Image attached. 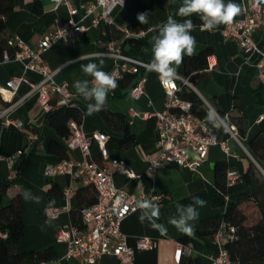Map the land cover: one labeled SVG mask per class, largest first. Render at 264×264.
<instances>
[{
  "label": "crops",
  "instance_id": "crops-1",
  "mask_svg": "<svg viewBox=\"0 0 264 264\" xmlns=\"http://www.w3.org/2000/svg\"><path fill=\"white\" fill-rule=\"evenodd\" d=\"M66 1L77 9L72 19L82 25L85 31L79 41L58 42L42 54L41 58L54 72L55 82L65 83L71 98L75 100L84 97L76 92L74 82L87 80L89 87L93 86L94 78L86 75L81 70V65L95 63L100 70L108 72L114 64V59L105 55L108 42L103 40L104 23L92 25V20L99 16L100 10L96 9L89 16H85L81 8L93 3L94 0ZM182 2L183 0H125L123 7L112 11L113 27L116 30L119 28L141 30L144 36L138 39L139 50L134 49L124 37L112 41L114 48L123 56L149 64L153 58L152 38L158 34L159 27L167 21V17L171 15L177 22L191 19L196 25L191 33L196 39L193 56L208 50V69L203 77L195 78L191 82L192 87H186L182 92L192 91L220 116L224 114L231 118H240L242 116L240 110H244L246 129L242 141L249 142L257 133V125L264 119V78L256 66L257 56L244 54L236 43L224 39L221 34L224 24L210 31H201L202 21L199 15L178 16L177 12ZM228 2L229 0H225V3ZM231 2L240 5L242 10L257 4V0ZM35 3L41 7L39 13H34L29 7ZM259 4L264 5V0H260ZM145 12L148 14V23L140 24L136 17L139 13ZM241 18L242 11L234 20ZM69 19L67 8L63 5L55 8V3L50 0H13L12 10L2 19L4 27L0 31V85L3 86L13 78H24V81L19 84L10 99L9 104L15 107L8 115L14 124L22 123L23 127L18 129L11 124L0 130V184L11 181L14 177L5 159L17 152H23L17 177L0 199V207H7L15 197L22 204L21 220L24 229L18 245L19 252H39L51 248L55 254L53 262L57 264H86L78 258H65L66 245L56 243L55 236L58 228L82 225L78 211L95 201V192L92 188H83L78 182L64 175L44 177L45 169L56 165L61 159L79 162L83 157L79 149L69 150L66 141L46 122V111L39 106L37 96L28 84L38 83L41 77L31 71L24 72L18 62L1 61V50L6 40L18 37L28 46L34 47L42 34L54 31L58 25ZM251 40L258 48L264 49V27L256 29L251 35ZM177 72L178 75L184 76L183 64L177 67ZM145 76L144 91L139 97L131 96L132 85L125 83L118 84V87L109 91L107 96L106 110L124 118L129 134L133 137L130 146L120 144V140L125 137L120 128L121 123L113 118L108 122L99 112L91 116L84 115L79 129L86 136L95 131L106 134L105 149L108 159L101 158L95 141L90 146V159L111 175L113 185L117 189L135 198L161 196L160 202H153L160 208L157 223L165 226L167 234L161 235L152 229L147 220L141 222L140 210L130 214L121 223L120 230L129 247L134 248L140 238H149L154 243L151 250L135 253L134 264H211L210 259L219 252L222 241L216 239L212 232L218 218L225 211V207L215 208L210 203L209 194L214 186V164L225 162L227 170H232L238 175L235 184L226 188L227 203L255 191L258 201L261 202L264 197L258 194L257 190L264 182V171L252 159L243 143L229 136L225 140L227 153L218 146L212 147L206 160L198 163L193 170L168 164L157 170L153 176H149L147 174L149 164L159 153L156 147L158 140L156 119L153 114L165 109L166 98L158 75L155 72H146ZM54 101L56 97L51 100ZM6 105L7 103L0 101V107ZM145 114L152 116L143 117ZM70 126L73 129L74 124L71 123ZM51 143L55 144L54 150L50 149ZM112 160H124L130 167L133 178H127L115 171L110 164ZM250 163L257 168L255 177L260 181L253 186L243 180ZM66 190H69L67 196ZM26 191L30 192L32 197H39L40 202L37 203L34 199L26 200L23 195ZM193 197L202 198L206 204L202 208L198 207L199 217L193 222L194 233L188 236L178 231L169 221L178 216L176 205L192 204ZM67 205L68 209L65 210ZM47 209L59 210V216L56 219L48 218ZM240 210L246 218V226L255 224L259 219L258 211L251 203H242ZM183 239L187 244L183 243ZM178 243L187 246L188 249L181 256L179 263H176L174 252ZM97 264L120 263L115 257L104 256Z\"/></svg>",
  "mask_w": 264,
  "mask_h": 264
},
{
  "label": "built area",
  "instance_id": "built-area-1",
  "mask_svg": "<svg viewBox=\"0 0 264 264\" xmlns=\"http://www.w3.org/2000/svg\"><path fill=\"white\" fill-rule=\"evenodd\" d=\"M55 3V8L63 5L67 8L70 19L58 25L54 31L44 33L40 36L34 47L28 46L18 37L7 40V47L13 52L5 50L2 53L1 61L18 62L22 65L24 72L31 71L38 74L41 79L38 83H28L31 91L37 96V103L46 111L51 110L50 102L56 97V106H68L72 103L67 85L57 84L54 80V72L42 60L41 56L58 42L74 43L81 39L85 28L74 22L72 17L76 15L77 9L72 7L66 0H50ZM125 0H123V5ZM252 4L243 8L242 18L233 20L229 25H225L222 36L230 39L239 47L244 54H254L257 56L256 66L260 75L264 78V49L251 40L252 33L264 27V5ZM122 7L119 0H94L93 3L81 7L85 16H89L96 9L100 10L99 16L92 20V25L101 23L112 24V11ZM118 31L124 38L140 39L141 30L119 28ZM144 33V32H143ZM105 55L114 59L112 68L107 72L113 75L116 81L122 79L126 73L138 75V80L130 91L134 98L139 97L144 91L146 82V72L148 63L138 59L126 57L114 48L112 41L106 43ZM157 74V73H156ZM158 75V74H157ZM159 77V76H158ZM173 84L165 85L161 82L166 102L162 112L153 114L156 119L158 140L156 147L159 150L158 156L152 160L148 167L147 174H153L168 164H175L180 168L194 169L195 166L206 160L209 150L212 147H220L225 153L228 152L225 140H219L208 135L207 124L191 113V103L181 99L180 93L186 87H192L190 75L180 76ZM24 78H13L8 80L3 86L0 85V101L7 103L0 107V130L14 124L8 115L15 105H11L10 99L17 90ZM94 84V80L92 82ZM207 109L210 107L206 106ZM151 114L143 117L149 118ZM226 119L227 116H221ZM16 128L21 129L22 123H15ZM225 129V128H224ZM229 136L236 141V130L231 127L225 129ZM96 142L102 159H108L105 149L107 141L106 134L95 131L90 136H86L79 126L74 125L72 135L66 142L69 150L79 149L83 157L82 161L74 162L64 159L54 166H48L44 171L45 178H53L56 175H64L72 181L78 182L82 187L92 186L95 190L96 203L81 212V228L75 226L61 227L57 229L55 241L58 244L66 245L65 258H78L86 264H97L104 256L115 257L120 264H134L136 252L148 251L154 247V243L149 238H140L136 241L135 247L127 245L126 239L120 230L122 221L130 214L138 211L136 207L142 200L161 201V196L151 198H135L113 185L111 175L90 159V146ZM22 152H17L5 159L9 169L13 173V167L20 159ZM112 168L127 178H133V173L124 160H112ZM238 180V175L232 170L226 171V186L233 185ZM69 190L65 191L67 196ZM156 198L153 200V198ZM68 209V205L64 208ZM59 210L47 209L46 215L50 219L59 216ZM222 227H224L222 225ZM228 238H232L234 229L228 227ZM5 234L0 232V238L4 239ZM220 241L219 252L211 257V264H230L228 254L223 248L225 236L222 231L215 234ZM222 242V244H221ZM187 246L181 243L176 245L174 261L179 263L181 256L187 251ZM57 264V262H53Z\"/></svg>",
  "mask_w": 264,
  "mask_h": 264
},
{
  "label": "trees",
  "instance_id": "trees-1",
  "mask_svg": "<svg viewBox=\"0 0 264 264\" xmlns=\"http://www.w3.org/2000/svg\"><path fill=\"white\" fill-rule=\"evenodd\" d=\"M29 7L34 13H39L41 11V7L37 3L31 4ZM12 8L13 0H0V31L4 27L2 20L3 17H5V15H7ZM102 30L104 32L103 40L106 42L114 41L123 37V35L116 30L112 24H102ZM6 43L7 40L1 50V54L5 50L10 53L13 52L7 47ZM128 43L134 49L139 50V40L129 38ZM208 55L209 51L207 50L200 53L198 56L184 57V76L193 74L190 77V83L193 82L195 78L203 77L205 75V72L208 69ZM137 80L138 75L126 73L122 79L117 81V84H131L132 89ZM180 97L181 99L190 102L191 113L207 124L209 136L215 137L219 140H226L229 137L224 128H213L212 125L207 122V107L195 93L192 91L185 93L181 92ZM88 103L89 101L84 98L75 99L68 106H56V101L50 102L52 108L46 113V122L60 138L67 142L72 135L70 124L72 123L77 126L81 125ZM240 111L242 115L240 118H231L230 116L224 114H222V116H227L225 119L227 127H233L236 130L238 140L243 143L249 155L258 164L260 169L264 171V119H262L257 125V133L255 137L249 142H243L242 138L244 137V130L246 129V114L244 110L241 109ZM99 113L103 119L108 122L113 118L117 119V121L121 123L120 128L124 132L125 137L120 140V144L126 147L130 146L133 142V137L129 134V129L124 121V118L118 114H111L106 110V107ZM50 149L54 150L55 144L51 143ZM22 155L20 156V159L22 158ZM20 159L13 167V179L0 184V199L5 195L6 191L14 183V180L17 177ZM213 171L214 186L209 194L210 203L215 208L225 207V211L221 217L218 218L216 227L213 229L212 234L215 235L218 231H222L224 234L225 240L223 248L228 254L230 264H264V199L259 202L255 191L248 196L240 197L235 201L227 203L226 163L216 162L213 166ZM256 172H258L257 168L254 164L250 163L243 176V180L251 186L260 182L259 179L255 177ZM83 188H92L94 190L92 186ZM257 192L264 197V182H262ZM96 199L97 196L95 193V201L89 204V206L79 209L78 214L80 220L81 212L84 209L93 206L96 203ZM244 202L251 203L257 209L259 214V219L251 226L245 225L246 218L240 210V206ZM22 214V204L17 197L13 198L7 207H0V232L6 235L4 239L0 238V264H36L53 262L55 260V254L51 248L39 252L21 253L18 251V245L23 236L24 229L21 220ZM222 225L224 227H222ZM73 226L81 228V224ZM228 227H232L234 229V234L231 239L227 237L229 234ZM185 242L186 240L183 239V243L187 244Z\"/></svg>",
  "mask_w": 264,
  "mask_h": 264
},
{
  "label": "clouds",
  "instance_id": "clouds-1",
  "mask_svg": "<svg viewBox=\"0 0 264 264\" xmlns=\"http://www.w3.org/2000/svg\"><path fill=\"white\" fill-rule=\"evenodd\" d=\"M259 2L260 0H257L256 6L259 5ZM119 3L123 7V0H119ZM241 11V6L231 2V0L228 3H225V0H183L177 15L180 17H190L193 14L199 15L202 21L201 31H210L221 24H231ZM136 19L140 24H147L148 14L146 12L139 13ZM195 27L196 25L191 19L177 22L173 16L169 15L167 21L159 27L158 34L152 38L153 58L147 65V70L157 73L161 82L165 85L173 84L176 79L180 78L177 67L183 64L185 55L188 57L193 56L196 39L191 33L195 30ZM143 34V31H140V35ZM102 64L103 61L101 60ZM81 70L86 75L94 78V84L89 87L87 80H77L74 82L73 87L78 94L89 101L85 115L91 116L104 110L109 91L116 89L118 84L113 75L100 70V67L95 63L81 65ZM206 120L213 128L227 129V122L214 108L207 109ZM23 195L26 200L34 199L35 202H40L39 197H32L28 191L24 192ZM155 199L154 197L153 200ZM205 204L206 201L200 197H193V203L187 206L178 203L176 205L178 216L170 219L169 223L185 235H193V222L197 221L199 217L197 209L198 207H204ZM136 207L141 212L139 217L141 222L147 220L152 229L160 232L161 235L167 234L165 226L157 223L160 217L158 204L150 200H142L138 202Z\"/></svg>",
  "mask_w": 264,
  "mask_h": 264
}]
</instances>
